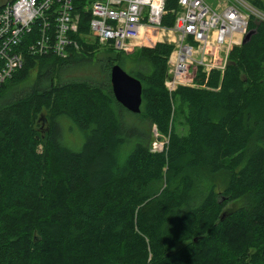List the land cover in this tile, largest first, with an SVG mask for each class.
I'll use <instances>...</instances> for the list:
<instances>
[{"label":"trees","instance_id":"trees-1","mask_svg":"<svg viewBox=\"0 0 264 264\" xmlns=\"http://www.w3.org/2000/svg\"><path fill=\"white\" fill-rule=\"evenodd\" d=\"M90 1L73 0L79 52L32 56L33 30L0 83V264H264V22L250 17L252 35L222 70L196 67L192 86L168 92L173 45L130 55L99 45ZM249 4L264 14V2ZM177 9L165 0L163 27ZM90 65L101 81L70 72ZM115 65L141 85L138 114L115 101ZM64 120L83 134L77 151L61 141ZM152 127L168 139L162 151L150 148ZM220 174L222 189L198 191Z\"/></svg>","mask_w":264,"mask_h":264},{"label":"built area","instance_id":"built-area-1","mask_svg":"<svg viewBox=\"0 0 264 264\" xmlns=\"http://www.w3.org/2000/svg\"><path fill=\"white\" fill-rule=\"evenodd\" d=\"M165 0H92L89 35L101 46L125 55L156 43L173 45L167 62L165 87L192 86L193 69L222 70L230 48L241 44L250 17L264 22V14L244 0H220L212 8L205 0H177L172 27L161 25ZM79 15L73 0H15L0 12V83L21 67L22 56L13 51L25 34L36 31L29 47L32 56L67 58L80 48L72 39ZM213 59H220L216 65Z\"/></svg>","mask_w":264,"mask_h":264},{"label":"rangeland","instance_id":"rangeland-1","mask_svg":"<svg viewBox=\"0 0 264 264\" xmlns=\"http://www.w3.org/2000/svg\"><path fill=\"white\" fill-rule=\"evenodd\" d=\"M205 1L209 5H211L213 8H216L220 0H205ZM244 1L249 3L252 0H244ZM260 1L264 2V0H260ZM147 47H153V44L150 43V45H148ZM193 71L195 72V68L193 69ZM70 72L75 74L77 79H93L96 81L100 79L99 81H101L102 78H104L102 73L99 70L92 68L91 65L88 67L80 66V67H77L75 69H72ZM40 126L42 129V132L44 133L45 129H46V125L44 123H41ZM61 126H62L61 127V130H62L61 141H62V143L67 148H69L70 150L77 151L83 142V134L80 133L74 126H72L66 120L62 121ZM177 132H178V134H183L185 132V129L183 130V129L177 128ZM167 143H168V139L160 137L156 133L155 129L152 127L150 130V148H151V150L162 151L164 149V147L167 145ZM225 179H226L225 174L216 175V176L211 177L210 179L203 177L201 179V182L197 183L199 185V187L197 189H198V191L201 192L204 189L203 185H205L211 181L214 182L219 187H221V189H222L223 184L225 182ZM250 201L251 200H249V198L245 197V198H242V199H240L236 202H233V203H230V202L227 203L226 201H223V202L226 203L225 208H230V207L248 206Z\"/></svg>","mask_w":264,"mask_h":264},{"label":"water","instance_id":"water-1","mask_svg":"<svg viewBox=\"0 0 264 264\" xmlns=\"http://www.w3.org/2000/svg\"><path fill=\"white\" fill-rule=\"evenodd\" d=\"M251 35L252 31H248L241 44L246 43ZM110 84L115 101L128 112L138 114L141 105L140 83L115 65L110 72Z\"/></svg>","mask_w":264,"mask_h":264},{"label":"crops","instance_id":"crops-1","mask_svg":"<svg viewBox=\"0 0 264 264\" xmlns=\"http://www.w3.org/2000/svg\"><path fill=\"white\" fill-rule=\"evenodd\" d=\"M211 6V5H210ZM212 7V6H211ZM213 8V7H212ZM215 9V8H214Z\"/></svg>","mask_w":264,"mask_h":264}]
</instances>
